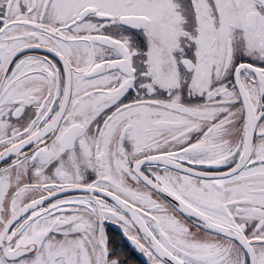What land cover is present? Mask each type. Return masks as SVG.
Here are the masks:
<instances>
[{
  "label": "snow or ice",
  "instance_id": "snow-or-ice-1",
  "mask_svg": "<svg viewBox=\"0 0 264 264\" xmlns=\"http://www.w3.org/2000/svg\"><path fill=\"white\" fill-rule=\"evenodd\" d=\"M0 264H264V0H0Z\"/></svg>",
  "mask_w": 264,
  "mask_h": 264
}]
</instances>
